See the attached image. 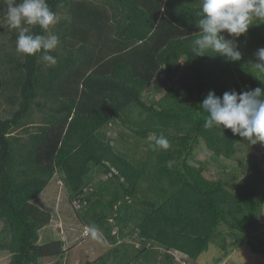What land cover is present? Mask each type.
Listing matches in <instances>:
<instances>
[{"label": "trees", "instance_id": "1", "mask_svg": "<svg viewBox=\"0 0 264 264\" xmlns=\"http://www.w3.org/2000/svg\"><path fill=\"white\" fill-rule=\"evenodd\" d=\"M46 2L58 22L47 31L21 27L58 36L49 52L54 65L42 53L16 50L19 29L8 26L0 43V102L10 105L9 115L0 114V252L9 254L8 264H63L64 242L40 243L53 214L34 204L54 179L84 230L95 226L113 247L85 264H152L160 257L161 264H181L173 252L195 264L210 244L225 256L243 245L264 255L256 235L264 143L204 128L208 114L200 107L209 91L264 88L255 55L264 48V22L254 20L239 37L241 59L233 62L192 52L201 0ZM6 10L0 0V24ZM160 76L159 96L146 101ZM36 111L40 125L30 127ZM114 128L126 132L113 140ZM161 134L168 149L155 146ZM202 145L213 162L245 151V174L229 175L235 185L207 178L204 160L189 163Z\"/></svg>", "mask_w": 264, "mask_h": 264}, {"label": "clouds", "instance_id": "2", "mask_svg": "<svg viewBox=\"0 0 264 264\" xmlns=\"http://www.w3.org/2000/svg\"><path fill=\"white\" fill-rule=\"evenodd\" d=\"M7 4L6 19L13 29H19L16 50L26 55L42 53V59L50 65L57 61L49 54L59 43L58 36L33 35L22 24L39 25L47 31L58 22L46 0H5ZM197 27L201 33L192 41L191 50L195 56H221L227 61H239L238 39L248 32L253 21L264 22V0H201ZM258 67L264 68V48L255 53ZM200 107L208 114L204 128L222 127L230 129L233 135L247 138L253 144L264 143V88L256 87L237 92L235 89L225 91L218 96L209 91ZM155 146L168 149L169 140L162 134L156 138ZM89 231L97 235L95 226Z\"/></svg>", "mask_w": 264, "mask_h": 264}, {"label": "rangeland", "instance_id": "3", "mask_svg": "<svg viewBox=\"0 0 264 264\" xmlns=\"http://www.w3.org/2000/svg\"><path fill=\"white\" fill-rule=\"evenodd\" d=\"M8 26L7 21L0 24V35L2 37L0 38V43L5 37L4 33L7 32ZM49 34L52 33L50 32ZM242 43L243 42L240 44ZM162 78L163 76H160L146 91V101L159 96L156 90V84L159 83ZM9 109L10 105L8 103L5 101L0 102L1 115L4 117L9 115L5 113ZM41 116L42 114L36 111L31 116L29 122L30 127L40 125ZM122 130L123 132L125 131L123 128H114L108 131V136L113 138V140H116L118 137L122 136ZM19 133L22 134V131ZM211 156L212 154L206 150L204 145H202L196 151L194 157L189 161V163L193 166H198V161L204 160L207 165V170L205 171L206 177L213 180L224 179L226 184L232 183L229 175L238 173L240 174L239 177H241L245 174V151L240 152L237 159L232 161L220 158V160L213 162ZM237 181L232 184L235 185ZM68 200L65 188L58 179H54L46 190H44V192L34 201L35 205L48 210L55 217L52 226L45 227L42 231H40V243L45 241L44 238L46 235L50 237L47 241L61 240L64 242L67 254L63 264H85L87 261L97 260L98 258L105 256L109 251H112L113 247L111 244L105 241L102 235L98 233L95 237L90 235L85 238L88 234L83 232L84 227H82L78 222ZM261 223L262 227L256 235L264 239V206L261 210ZM1 226L2 225L0 224V230ZM228 240L232 241L233 238L229 236ZM173 253L176 260H178L181 264H191L186 261L187 259H185L182 255L176 252ZM9 258L10 256L8 253L0 252V264H8ZM56 261L57 260H45L40 264H56ZM110 263L114 264L112 260H110ZM132 264L137 263L133 262ZM152 264H161V257ZM195 264H264V255L253 253L246 245H243L233 247L232 252H229L228 256H225L222 250L214 244H210L208 250L196 260Z\"/></svg>", "mask_w": 264, "mask_h": 264}, {"label": "built area", "instance_id": "4", "mask_svg": "<svg viewBox=\"0 0 264 264\" xmlns=\"http://www.w3.org/2000/svg\"><path fill=\"white\" fill-rule=\"evenodd\" d=\"M84 233L85 234H88L89 233V230L87 228H85Z\"/></svg>", "mask_w": 264, "mask_h": 264}, {"label": "crops", "instance_id": "5", "mask_svg": "<svg viewBox=\"0 0 264 264\" xmlns=\"http://www.w3.org/2000/svg\"><path fill=\"white\" fill-rule=\"evenodd\" d=\"M54 220H55V217L53 216V221H54ZM52 223H53V222H52ZM52 223H51L50 226H52ZM46 237H49V236L46 235L45 238H46ZM49 238H50V237H49Z\"/></svg>", "mask_w": 264, "mask_h": 264}]
</instances>
